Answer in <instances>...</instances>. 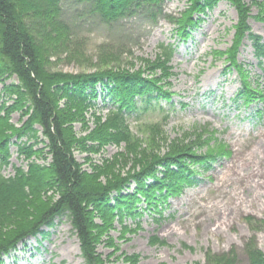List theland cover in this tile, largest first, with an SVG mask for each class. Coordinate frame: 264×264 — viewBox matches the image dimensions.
Masks as SVG:
<instances>
[{"label": "rangeland", "instance_id": "1", "mask_svg": "<svg viewBox=\"0 0 264 264\" xmlns=\"http://www.w3.org/2000/svg\"><path fill=\"white\" fill-rule=\"evenodd\" d=\"M242 2L248 9L250 32L260 36L264 44V0ZM34 3L36 12L45 15V2ZM189 5V0H165L154 20L138 11L106 24L74 0H62L59 21L68 30L64 38L52 33L42 15L31 12L25 17V27L38 47L44 48L47 70L65 75L104 70L140 73L147 79L159 77L170 95L169 101L153 100L147 111L142 104L137 113H127L128 131L137 151L127 149L126 143L99 147L89 139L100 131L114 106L98 85L96 108L85 113V124L73 125L76 138L86 140V147L75 151L82 170L94 173L102 167L108 175L127 178L141 171L145 154L165 157L188 142L191 146L185 151L216 158L208 170L201 161L188 159L186 166L195 172L196 185L185 187L177 196L168 195L166 190L158 192L163 200L155 204L141 199L137 218L107 225L97 217L94 223L101 240L97 252L104 264H131L127 257L137 258L138 264H215L216 257L231 252L236 253L237 264H250L248 247L264 253V115H256L262 104L234 99L243 88L245 76L255 94H264V59L258 58L246 34L237 51V63L244 72L233 67L228 53L238 41V12L224 0L201 15L202 22L182 38L177 19ZM161 44L175 47L169 77H163L162 71L152 65L159 62ZM10 84H18L16 76L0 77V95ZM60 103L62 106L65 101ZM26 120L22 111H15L10 122L20 128ZM156 124L158 132L147 130V125ZM36 129L42 141V131ZM13 143L10 164L3 169L8 178L17 169L28 171L32 162L19 155L16 143L21 142L15 138ZM44 147L40 144L38 148ZM33 160L45 166L51 162L47 150ZM135 190L132 184L125 194ZM47 198L53 202L52 197ZM47 198L40 195L39 200L46 203ZM29 201L32 205L38 202L31 197ZM9 217L0 221L6 223L4 228L8 230L3 231L8 233L14 230L15 222H20L18 214ZM28 239L5 256L3 264H86L67 216L44 228L43 235L31 238L30 245Z\"/></svg>", "mask_w": 264, "mask_h": 264}, {"label": "trees", "instance_id": "2", "mask_svg": "<svg viewBox=\"0 0 264 264\" xmlns=\"http://www.w3.org/2000/svg\"><path fill=\"white\" fill-rule=\"evenodd\" d=\"M221 1L223 0H189L190 5L183 17L177 19L181 28L180 36L187 37L188 30L196 28L202 22L200 16L213 10ZM224 1L231 3L238 12V41L228 54L233 67L239 73L244 72L237 63L241 40L248 34L256 55L262 60L264 44L260 36L250 32L246 23L248 9L243 6L242 0ZM42 2L46 4L45 15L36 12L34 0H0V77L16 76L18 79V84L5 86L0 95V221L9 219L13 214H18L16 219L20 220L13 224L14 230L9 233L4 232L8 230L4 228L6 223H0V264H3V257L8 256L20 243L43 235V229L53 227L55 220L62 216H67L71 221L85 263L104 264L97 252V245L101 243L97 235L99 227L94 223L97 217L107 225H112L114 220L124 223L125 218H137L140 216L137 204L141 199L149 205L155 204L163 200L158 192L166 190L168 195L177 196L185 187L196 185L197 181L193 177L195 172L188 170L186 166L188 159L201 161L208 170L216 158L212 154H191V149L185 151L186 146H191L188 142L184 148L176 146L165 157L145 154L140 161L143 164L141 171L127 178L118 179L120 175H108L107 170L102 167L94 169V173L82 170L75 158V151L86 147V140L76 138L73 125L85 124V113L96 108L98 85L104 88L114 106L108 111L100 131L89 139V142L98 143L99 147L126 143L127 149L134 148L137 151L138 147L128 131L127 113H137L142 104H145L143 110L147 111L153 100L164 98L169 101L170 95L164 90L165 83L162 84L159 77L147 79L140 73L104 70L91 74L65 75L47 70L44 48L42 50L38 47L29 29L25 27V17L30 16L31 12L42 15L48 20L47 27L52 33L63 38L67 36L68 30L59 21L62 0ZM74 2L85 7L90 14L101 17L106 24H111L138 11L154 20L158 12L162 11L165 0ZM196 15L199 16L197 19ZM159 48V62L152 65L162 71L163 77H169L172 75L169 64L175 48L164 44ZM243 79V88L236 100L241 99L245 103L257 100L264 107V94H255L245 82L246 76ZM62 100L65 103L61 106ZM15 111H22L27 118L20 128L10 122ZM261 112H264V108L258 111L260 116ZM96 119L99 120L100 117ZM36 127H40L42 131V141ZM146 128L158 132L159 125H147ZM15 138L21 142L16 143L19 155L32 162L29 163L28 171L17 169L16 174L8 178L3 174V169L10 164L11 146ZM24 139L27 141L23 142ZM40 144L45 147L38 148ZM46 150L51 158L49 165H41L33 160L41 157ZM102 177L106 178L104 184L100 182ZM132 184L137 190L133 194H125ZM40 195L52 197L53 202L50 198H47L46 203L40 202ZM30 197L37 198L36 205H32ZM247 254L250 264H264V253L254 246L248 247ZM126 259L131 264L139 263L135 257ZM214 260L215 264H237V255L231 252Z\"/></svg>", "mask_w": 264, "mask_h": 264}, {"label": "bare ground", "instance_id": "3", "mask_svg": "<svg viewBox=\"0 0 264 264\" xmlns=\"http://www.w3.org/2000/svg\"><path fill=\"white\" fill-rule=\"evenodd\" d=\"M30 240H31V239H29V240H27V241H26L28 245H30V244H31Z\"/></svg>", "mask_w": 264, "mask_h": 264}]
</instances>
